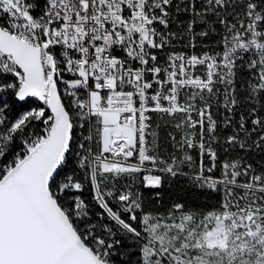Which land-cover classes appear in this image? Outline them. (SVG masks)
I'll list each match as a JSON object with an SVG mask.
<instances>
[{"label": "snow or ice", "instance_id": "1", "mask_svg": "<svg viewBox=\"0 0 264 264\" xmlns=\"http://www.w3.org/2000/svg\"><path fill=\"white\" fill-rule=\"evenodd\" d=\"M0 264H264V0H0Z\"/></svg>", "mask_w": 264, "mask_h": 264}]
</instances>
